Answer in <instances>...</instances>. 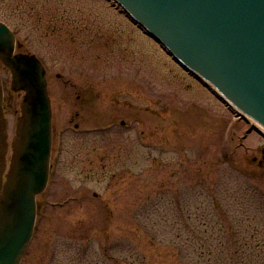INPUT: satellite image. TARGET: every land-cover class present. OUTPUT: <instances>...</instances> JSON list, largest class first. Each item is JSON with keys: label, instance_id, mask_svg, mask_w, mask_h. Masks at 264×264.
Segmentation results:
<instances>
[{"label": "rangeland", "instance_id": "rangeland-1", "mask_svg": "<svg viewBox=\"0 0 264 264\" xmlns=\"http://www.w3.org/2000/svg\"><path fill=\"white\" fill-rule=\"evenodd\" d=\"M112 5L0 0L52 108L21 264H264V135ZM0 78L10 144L23 92Z\"/></svg>", "mask_w": 264, "mask_h": 264}, {"label": "water", "instance_id": "water-1", "mask_svg": "<svg viewBox=\"0 0 264 264\" xmlns=\"http://www.w3.org/2000/svg\"><path fill=\"white\" fill-rule=\"evenodd\" d=\"M116 2L179 64L209 81L264 127V0ZM14 45L13 33L0 23V61L11 72L12 89L24 91L5 173L6 121L0 83V264H19L26 252L35 221V197L47 184L51 148L45 70L34 57L14 54ZM254 124L264 134V128Z\"/></svg>", "mask_w": 264, "mask_h": 264}]
</instances>
